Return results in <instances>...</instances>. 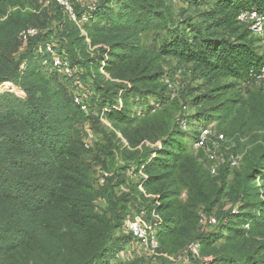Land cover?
Returning a JSON list of instances; mask_svg holds the SVG:
<instances>
[{
  "label": "trees",
  "instance_id": "obj_1",
  "mask_svg": "<svg viewBox=\"0 0 264 264\" xmlns=\"http://www.w3.org/2000/svg\"><path fill=\"white\" fill-rule=\"evenodd\" d=\"M32 1L0 0V86L9 82L21 90L17 97L0 92V264H111L105 258L125 217L121 208L129 201L128 194L115 190L116 185H124L123 180L109 173L102 186L111 180L117 184L109 185L111 197L101 196L108 205L97 211L101 199L89 166L81 160V142L74 138L76 124L95 105L110 122L130 125L137 121L130 101L157 92L163 77L162 57L189 65L191 73L207 84L232 79L225 86L232 89L236 82H256L264 55L257 37L238 17L246 10L264 9V0H188L192 5L210 6L207 32L200 30L196 35H179L163 18V4L172 0H121L118 16L113 10L115 0H69L79 22L87 16L81 22L88 36L81 35L80 23L55 0L57 24L52 26L66 42L68 52L61 53L74 68L70 77L43 64L49 54L41 57L39 51L51 41L50 34L29 24L24 7ZM102 21L108 24H99ZM46 24L39 25L45 28ZM29 27L38 34L24 40L21 33ZM157 28L167 31L161 46L143 44L140 35ZM59 78L88 85L79 93L88 96V113ZM154 105L144 109L143 115L156 111L160 102ZM207 115L198 121L207 120ZM184 122L189 124L186 116L177 117L178 131L182 130L177 141L165 130L169 136L164 142L161 139L160 147L142 144L137 148L145 139H153L146 123L141 129L144 135L131 143L136 149L125 153L127 161L140 166L131 175L139 170L145 173L143 185L155 195L150 198L154 211L163 216V230L156 232L158 251L174 253L188 247L193 264H264V243L250 238L262 225L259 219L264 221L263 186L256 182L257 176L264 175V155L238 175L226 210L212 217L209 210L221 190L209 169L189 152ZM198 138L197 130L192 143ZM184 189L188 192L185 202L180 199ZM141 211L146 214L145 208ZM250 221L252 228L244 229ZM171 238L177 240V249L171 248ZM195 243H199L198 253L191 248ZM157 256L160 264L177 263L164 254ZM131 258L136 264L145 260L143 256Z\"/></svg>",
  "mask_w": 264,
  "mask_h": 264
},
{
  "label": "rangeland",
  "instance_id": "obj_2",
  "mask_svg": "<svg viewBox=\"0 0 264 264\" xmlns=\"http://www.w3.org/2000/svg\"><path fill=\"white\" fill-rule=\"evenodd\" d=\"M114 2L113 10L118 16L121 12L123 1L115 0ZM54 4L55 0H34L30 5L28 3L24 7V11L29 13V24L38 26L34 27L39 30L47 31L50 34L49 40L55 43L58 52L61 50L60 53H67L66 42L62 41L63 38L59 35L58 28L55 25L52 26V24H57L54 19L56 17ZM163 5L165 13L163 18H165L169 26L179 30V35H196L200 30L207 32V28L211 23L207 16V11L210 9L209 5H192L188 0H172ZM48 21L50 22L49 24ZM77 21L80 23L81 35L88 36L87 29L82 24L84 20L83 22ZM46 22L45 28L39 25ZM99 24L108 23L102 21ZM51 26L53 31H49ZM166 34V29L157 28L143 32L140 36L143 44L158 48L165 40ZM45 43H48V41ZM93 50L94 48H90L91 54H93ZM259 51L264 55V48L259 46ZM45 53L44 44H42L39 56L43 57ZM65 56L68 58L67 55ZM159 66L163 77L159 82L160 86L157 92L136 97L130 101L132 110L138 115L137 121L135 120L130 125L110 122L103 117L98 106L95 105L89 114L82 115L81 121L75 126L74 138L76 137L81 142H79L82 148L81 160L89 166L94 190L101 199L97 205V211H103L104 207L108 205V200L106 199L107 201L105 202V198L101 196L111 197L112 194L107 191L110 187L109 185L117 184L111 180L109 185L104 188L99 181L102 171L120 177V180H123L124 192L128 194L129 201L124 203V209L121 208L125 217L121 226L115 232L113 241L110 244V251H108L105 258L107 262L111 261V264H118L117 262L136 264V261L131 258L134 256L145 257V260L140 264H160L161 259L157 254H164L165 258L176 261V264H193L187 255L188 247L180 248L174 253L157 251V254L152 256L149 249L138 242V240H135L130 234L128 228L129 220L141 214V209L143 208L146 210L144 215L146 221L153 225L155 231L159 233L163 230L161 228L163 216L154 211V204L151 202L155 195L148 192L143 185V180L146 178L145 173L139 170L137 174L131 175L132 169L136 170L140 166L138 167L135 162L127 161L125 155L126 150L133 152L136 149L131 146V143L139 136L144 135L141 129H144L146 123H148L153 139H145L137 148H140L142 144L152 148L155 146L160 147L170 133L175 138L174 141L182 138L180 134L182 130L178 131L176 119L182 115L186 116L189 124L186 125L187 122H184L183 129L187 130L186 143L189 145V152L205 169H209L211 162L207 159L206 152L200 151L192 143V134L197 130L200 131L204 125L209 127L211 133V145L209 146L217 152L220 159L216 174H210L214 185L221 190L220 198L209 210L212 217L226 210L225 208L230 202L228 200L234 196V185L238 175L246 171L247 168L258 164L264 155L263 80L250 81L245 84L236 82L232 89H228L225 86L234 82L232 79H222L218 82V85L207 84L205 80L198 79L196 75L191 73L189 65L180 64L175 59L162 57L159 59ZM59 82L67 89L69 94L74 95L79 94L85 90L84 88L88 87L81 81L78 84L74 78L69 80L59 78ZM216 86H222L226 89L219 90L216 89ZM0 92L3 93V96L17 97L21 94L20 88L9 82H5L0 86ZM157 102H160V106L156 111L144 116L146 108L153 106ZM206 114H208V119L199 122L198 119L203 118ZM173 129L175 131H172ZM165 130L170 131L169 134ZM161 133L162 135L160 136ZM229 154L237 156V166L232 167L227 162L222 161ZM256 182L259 186H263L260 196L261 200H263L264 175L257 176ZM123 188L120 185L115 186V190L118 193H121ZM146 198L149 200H145ZM187 198L188 192L184 189L180 199L185 202ZM151 208L152 212L149 213L148 211ZM206 210H208V207H206ZM259 222L262 225L251 233L250 238L256 237L261 243H264V221L261 218ZM252 224L250 221L249 225L244 226V229L250 230L253 226ZM222 233L226 234L227 229H223ZM173 241L174 239L171 238L169 241L171 243L170 246L172 249H177V240ZM196 244L199 248V243L191 245V248L193 249ZM198 248L196 253H198Z\"/></svg>",
  "mask_w": 264,
  "mask_h": 264
},
{
  "label": "built area",
  "instance_id": "obj_3",
  "mask_svg": "<svg viewBox=\"0 0 264 264\" xmlns=\"http://www.w3.org/2000/svg\"><path fill=\"white\" fill-rule=\"evenodd\" d=\"M61 5L65 6L68 10L71 18L77 21V16L73 12V8L69 2V0H57ZM239 21L247 26L252 34L257 37L258 45L264 48V9H252L246 10L239 14ZM86 21L87 16L85 15L81 21ZM38 34V30L34 27H29L22 31L21 36L24 40H27L31 36H35ZM46 54H49V58H45L43 60V64L47 66H51L52 68L58 70L59 73L65 76H72L74 73V68L72 67L69 59L60 52L57 51L55 43L49 41L44 46ZM259 79L264 81V65L261 68V73L259 75ZM88 96L83 94H75L74 100L81 106V109L84 111L88 110L87 104ZM185 124V123H184ZM194 145L197 148H203L206 152L207 159L211 162L209 167V171L211 174H216L218 162L220 161L217 152L212 149L209 145H211V133L210 129L207 125L201 127L199 131V138L195 141ZM223 162H227L229 166L235 167L238 164V158L235 154H229L227 157L223 158ZM110 175L109 172L102 171L100 175V183L103 184L105 182L106 177ZM123 187V186H122ZM124 189V188H123ZM145 212L141 211V214L133 217L129 220L128 228L130 230V234L135 240H138L143 246L149 249L150 254H157L160 247L159 239L157 233L153 227V225L146 221ZM214 218H211V222H215ZM198 245L192 249L193 252H197Z\"/></svg>",
  "mask_w": 264,
  "mask_h": 264
}]
</instances>
